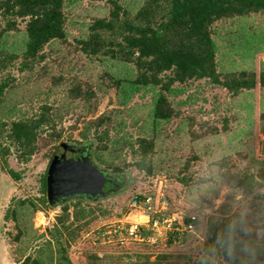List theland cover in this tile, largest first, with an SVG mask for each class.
Listing matches in <instances>:
<instances>
[{
  "label": "rangeland",
  "instance_id": "1",
  "mask_svg": "<svg viewBox=\"0 0 264 264\" xmlns=\"http://www.w3.org/2000/svg\"><path fill=\"white\" fill-rule=\"evenodd\" d=\"M115 1L133 17L145 0ZM110 9L105 2L68 1L66 40L50 43L42 59L26 66L22 54L27 21L12 20L17 32H5L9 21L0 17V84L7 85L0 103V264H22L26 258L55 264L56 239L71 264H89L93 254L112 256L103 264H144L146 256L153 262L156 257L148 255L146 246L119 247L102 233L120 227L134 194L158 191L171 213H197L202 221L197 235L171 250L163 264L198 261L207 221L222 206L230 211L227 215L246 221L256 246H264V88L256 86L233 97L208 80L174 84L168 94L161 91L162 85H131L137 74L133 65L100 55L88 57L80 44L96 20L109 17ZM211 33L222 78L242 72L258 76L264 70V12L217 22ZM169 76H160L163 84ZM160 94L173 110L169 121L153 118ZM41 113L50 123L37 139L35 154L25 159L9 141L8 131L12 122ZM99 118L102 124L94 126ZM141 139L154 144L142 172L135 168ZM61 144L87 147L93 161L122 188L96 202L67 203L70 217L57 226L61 206L45 207L39 200L46 199L43 180ZM249 176L256 178L259 188L242 201L234 193L226 201L231 178ZM25 200L38 209L26 216L16 211L14 219L15 206ZM74 211L84 217L74 220ZM16 224L23 232L19 238ZM83 234L72 251L68 244ZM211 262L225 264L220 259Z\"/></svg>",
  "mask_w": 264,
  "mask_h": 264
},
{
  "label": "trees",
  "instance_id": "2",
  "mask_svg": "<svg viewBox=\"0 0 264 264\" xmlns=\"http://www.w3.org/2000/svg\"><path fill=\"white\" fill-rule=\"evenodd\" d=\"M68 1L0 0V17L9 21L5 32H17L15 22L11 24L10 21H27L26 43L22 54L25 63L22 66L42 59L43 49L50 43L66 40L64 6ZM89 1L105 2L111 5V9L109 17L96 20L89 27L87 39L80 40L82 51L88 57L100 55L109 61L133 65L137 74L131 85L135 87L158 88L162 85L161 91L168 94L174 84L208 80L233 97L253 91L256 86L264 88V70L258 76L246 72L225 75L223 78L220 76L211 33L212 26L217 22L264 12V0H145L133 17L115 0ZM168 72L170 76L163 84L160 76ZM6 87V84H0V103ZM172 114L167 97L160 94L154 106V120L169 121ZM102 122L103 118H99L93 125L99 126ZM49 123L46 113L34 119L12 122L8 139L25 159H29L37 151V139ZM137 145L139 161L135 163V168L142 172L146 170L145 164L154 152V144L141 139ZM147 171L150 173V170ZM7 174L13 180H18L17 174L11 170H7ZM230 181L227 188L231 193L226 201L232 199L233 193L240 196L239 201L247 199L260 186L254 176L244 180L234 177ZM42 191L46 194V175ZM39 202L42 206L51 207L47 198ZM37 209V204L25 200L15 206L12 214L16 219V211L26 216L27 212L33 214ZM61 212L57 226H63L70 217L67 203L61 206ZM229 212L222 206L208 219L202 255L194 264H212L211 259H220L225 264H264V246H256L253 234L246 230L249 227L246 221L241 222L242 218L234 213L227 215ZM72 216L74 220L84 217L81 211H74ZM16 227L19 238L23 232L19 224ZM84 234L72 239L68 247L76 246ZM55 241L58 250L55 253V264H71L65 251L60 248L58 239ZM165 257L157 256L150 262V257L146 256L144 264H163ZM110 258L112 256L104 255L100 259L93 254L87 263L103 264ZM27 262L41 264L30 258H26L22 264Z\"/></svg>",
  "mask_w": 264,
  "mask_h": 264
},
{
  "label": "built area",
  "instance_id": "3",
  "mask_svg": "<svg viewBox=\"0 0 264 264\" xmlns=\"http://www.w3.org/2000/svg\"><path fill=\"white\" fill-rule=\"evenodd\" d=\"M129 213L119 221L120 227L102 233L119 247L146 246L155 258L171 254V250L196 236L201 227L198 214H173L167 199L160 193L134 194L130 200ZM101 235V233H97ZM75 250L74 246L70 248ZM97 255V254H96ZM102 258V256H97Z\"/></svg>",
  "mask_w": 264,
  "mask_h": 264
},
{
  "label": "water",
  "instance_id": "4",
  "mask_svg": "<svg viewBox=\"0 0 264 264\" xmlns=\"http://www.w3.org/2000/svg\"><path fill=\"white\" fill-rule=\"evenodd\" d=\"M60 146L65 152L75 151L72 146ZM111 180L112 176L101 169L89 153L77 161L67 160L65 155L54 157L46 172V198L51 206H62L74 201L96 202L110 195V192H103V187Z\"/></svg>",
  "mask_w": 264,
  "mask_h": 264
},
{
  "label": "flooded vegetation",
  "instance_id": "5",
  "mask_svg": "<svg viewBox=\"0 0 264 264\" xmlns=\"http://www.w3.org/2000/svg\"><path fill=\"white\" fill-rule=\"evenodd\" d=\"M72 148L75 149L74 152H70V151L65 152L60 146L59 151L57 152V154L54 157H60L62 155H65L67 160L68 159H73V160L77 161V160L82 159L83 156L85 157L89 153L87 151V147H82L80 152L78 151L80 148H78V147H72ZM84 150H86V151H84ZM82 153H83V156H81ZM119 184H120L119 180H117V181H112L111 180V182L109 181V182H107L104 185L103 192L105 194L108 193V192H112V193L119 192L121 190V188H122Z\"/></svg>",
  "mask_w": 264,
  "mask_h": 264
},
{
  "label": "crops",
  "instance_id": "6",
  "mask_svg": "<svg viewBox=\"0 0 264 264\" xmlns=\"http://www.w3.org/2000/svg\"><path fill=\"white\" fill-rule=\"evenodd\" d=\"M169 255V254H168ZM152 258V257H151Z\"/></svg>",
  "mask_w": 264,
  "mask_h": 264
}]
</instances>
